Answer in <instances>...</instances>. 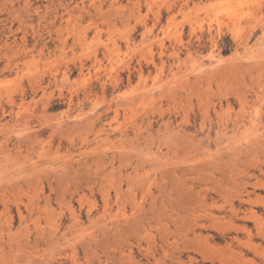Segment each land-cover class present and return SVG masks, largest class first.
Here are the masks:
<instances>
[{"label":"rangeland","instance_id":"374dc122","mask_svg":"<svg viewBox=\"0 0 264 264\" xmlns=\"http://www.w3.org/2000/svg\"><path fill=\"white\" fill-rule=\"evenodd\" d=\"M263 141L264 0H0V264H264Z\"/></svg>","mask_w":264,"mask_h":264},{"label":"bare ground","instance_id":"6f19581e","mask_svg":"<svg viewBox=\"0 0 264 264\" xmlns=\"http://www.w3.org/2000/svg\"><path fill=\"white\" fill-rule=\"evenodd\" d=\"M251 1V0H250ZM241 2V1H240ZM244 2V1H243ZM246 2V1H245ZM247 3V2H246ZM224 4V3H223ZM227 4V3H226ZM232 4V3H231ZM222 5V4H221ZM229 5V3H228ZM244 5V4H243ZM218 6V5H217ZM220 6V5H219ZM218 6V7H219ZM234 6V5H233ZM249 6V5H248ZM216 7V5H215ZM224 7V5H223ZM227 7V6H226ZM235 7V6H234ZM237 7V6H236ZM246 7V6H245ZM238 8V7H237ZM236 8V9H237ZM219 9V8H218ZM222 9V7H221ZM229 9H230V6H229ZM233 9V8H232ZM252 9V8H251ZM258 11V10H257ZM229 12V10H228ZM218 14V13H216ZM223 14V13H222ZM227 14V13H226ZM225 13L224 15L227 16ZM230 14H231V11H230ZM229 14V15H230ZM241 15V14H240ZM257 15V14H256ZM230 18V17H229ZM228 19V18H227ZM238 19V18H237ZM223 20V19H222ZM231 21V20H230ZM222 21H220L221 23ZM224 22V21H223ZM251 22V21H250ZM241 23V22H240ZM243 23V22H242ZM263 28V27H262ZM253 29V28H252ZM234 34V33H233ZM233 36V35H232ZM155 38V37H154ZM179 38V37H178ZM165 40V39H164ZM258 40V39H257ZM249 46H247L248 48ZM212 49V48H211ZM249 50V49H248ZM237 51V50H236ZM211 52V51H210ZM235 52V51H234ZM250 52V51H249ZM254 52V51H253ZM128 53V52H127ZM129 54V53H128ZM233 54V53H232ZM212 55V54H211ZM257 56V55H256ZM255 56V57H256ZM213 60H215V63H217L218 61H220V59L218 60L217 58H215L214 55L211 56ZM254 57V56H253ZM244 60V59H243ZM129 62V61H128ZM156 63V62H155ZM186 63V62H185ZM200 63V62H199ZM219 63V62H218ZM240 63V62H239ZM230 64V63H229ZM197 66V65H196ZM214 66V65H213ZM84 67V66H83ZM130 67V66H129ZM209 67V66H207ZM103 69V67H102ZM49 70V69H48ZM108 70V69H107ZM200 70V69H199ZM207 70V69H206ZM195 72V71H193ZM198 73V72H197ZM199 74V73H198ZM177 77V76H176ZM181 78V77H180ZM147 86V85H146ZM158 87V86H156ZM84 88V86H83ZM144 88V87H143ZM146 89V88H145ZM145 92V91H144ZM90 93V92H89ZM130 94V93H129ZM162 97V96H161ZM141 111V110H140ZM138 112V111H137ZM87 113V112H86ZM254 123L257 122L256 118L253 119ZM245 123V122H244ZM140 126V125H139ZM24 127V126H23ZM202 128V127H201ZM252 128V126H251ZM27 130V129H26ZM259 130V129H258ZM262 135V134H261ZM262 137V136H261ZM262 139V138H261ZM248 143H251L250 145H253V141H256L257 142V139L255 140H250L248 139L247 140ZM109 142V141H108ZM107 142V143H108ZM132 142V141H131ZM264 142V141H263ZM261 143V142H260ZM255 146V144H254ZM131 147V146H130ZM250 147V146H249ZM257 147V145H256ZM127 148V147H126ZM95 149V148H94ZM239 150V149H238ZM252 150V149H251ZM255 151V150H254ZM80 152V151H79ZM236 154V153H235ZM262 170V169H261ZM263 171V170H262ZM263 173V172H262ZM262 175V174H261ZM256 182H254L252 184L253 186V190H247L246 188L245 191L243 192H240L241 194H239L238 196V200L240 201V204H238V206L235 205V203L232 204L231 208H230V216L233 217V218H237L239 219V222L240 224H238L239 226L236 228L235 232H233L232 235H228L225 231H221L219 232V236H220V239H223L225 241V244L223 245L224 249L230 251V252H234L236 254H239V256H246V254L248 253V251H254L260 258L264 259V195L262 194H257L256 190L257 189H261L262 192H264V181L260 178H256ZM202 192V191H200ZM223 193V192H222ZM206 194V193H205ZM256 194L258 197H261L262 199V211L261 213L258 212L256 209H254L253 205H254V200H253V195ZM237 195V194H236ZM255 195V196H256ZM206 196V195H205ZM204 196V197H205ZM228 196V195H226ZM225 196V197H226ZM256 196V197H257ZM257 197V198H258ZM202 200V203L205 204L206 202V199L203 198V199H200V201ZM261 203V201L259 202ZM258 203V204H259ZM249 205L248 207L246 206V208H244V205ZM242 205V206H240ZM194 210V209H193ZM205 210V209H204ZM206 211V210H205ZM198 214V213H197ZM193 215H195V212L193 213ZM229 215V214H228ZM196 216V215H195ZM198 216V215H197ZM111 219V218H110ZM197 219V217H196ZM196 219H192L191 220H188L186 223V228H185V232L184 234H182L184 236H182L183 240L185 238H187V240H191V236L190 235H193V238L195 239H198L200 237H204L205 234L203 235V232L202 230L204 229V224L201 225V220H200V223L198 222V220ZM233 220V219H232ZM231 221V220H230ZM251 223H256L257 225V238L260 240H258L259 244L257 245H252V244H247L245 243L243 240H242V236L243 235H247L249 238L253 236V233H254V225L253 227L251 226ZM103 224V223H102ZM204 225V226H203ZM236 226V225H235ZM181 227V226H180ZM183 227V226H182ZM206 228V227H205ZM180 229V228H179ZM220 230V229H219ZM233 231V230H232ZM208 235V234H207ZM206 235V236H207ZM202 237V238H203ZM216 238L217 236L214 235V234H209L208 237H206V239H213L214 241H216ZM252 239V238H250ZM165 240V239H164ZM208 240V241H209ZM167 241V240H166ZM164 241V243L166 242ZM251 241V240H250ZM211 242V241H209ZM208 242V243H209ZM167 243V242H166ZM224 243V242H223ZM215 245V244H214ZM218 245V244H217ZM243 246H246L248 251H245L242 249ZM164 247V246H163ZM162 247V248H163ZM215 247V246H214ZM213 247V248H214ZM191 248V247H190ZM187 251H189V248L186 249ZM190 252V251H189ZM254 253V254H255ZM221 254V253H220ZM183 255V254H182ZM212 257V256H211ZM214 257V256H213ZM229 257V256H228ZM183 258V257H182ZM227 258V257H226ZM179 263L180 262H184L185 264H208L206 263V261H209V264H230L228 263L227 260H225L224 258L223 259H214V258H210L209 257H206L205 255L202 256L201 259H198L197 257H194L192 255H188V260L187 261H184L181 259V255H179ZM233 259V258H232ZM261 259V260H262ZM174 260V259H173ZM186 260V259H185ZM264 261V260H263Z\"/></svg>","mask_w":264,"mask_h":264}]
</instances>
